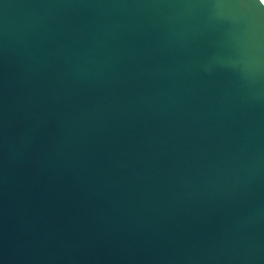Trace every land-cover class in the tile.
Instances as JSON below:
<instances>
[{
    "label": "water",
    "instance_id": "95a60500",
    "mask_svg": "<svg viewBox=\"0 0 264 264\" xmlns=\"http://www.w3.org/2000/svg\"><path fill=\"white\" fill-rule=\"evenodd\" d=\"M0 264H264V4L0 0Z\"/></svg>",
    "mask_w": 264,
    "mask_h": 264
},
{
    "label": "snow or ice",
    "instance_id": "6c2138e0",
    "mask_svg": "<svg viewBox=\"0 0 264 264\" xmlns=\"http://www.w3.org/2000/svg\"><path fill=\"white\" fill-rule=\"evenodd\" d=\"M260 3H261V4H264V0H260Z\"/></svg>",
    "mask_w": 264,
    "mask_h": 264
}]
</instances>
